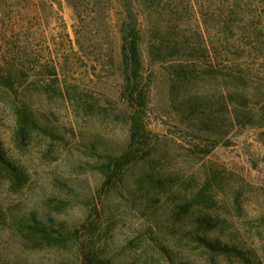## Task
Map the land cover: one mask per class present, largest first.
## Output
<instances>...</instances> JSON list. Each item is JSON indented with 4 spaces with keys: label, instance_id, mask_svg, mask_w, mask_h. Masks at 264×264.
<instances>
[{
    "label": "rangeland",
    "instance_id": "374dc122",
    "mask_svg": "<svg viewBox=\"0 0 264 264\" xmlns=\"http://www.w3.org/2000/svg\"><path fill=\"white\" fill-rule=\"evenodd\" d=\"M34 1L43 25L27 28L37 55L69 57L57 84L36 75L16 96L0 91V264H264L256 76L249 72L242 93L207 80L197 96L211 110L202 114L187 110L191 88L156 65L144 79V143L109 180L111 160L131 143L132 111L121 92L113 0L82 2L92 26H81L71 0ZM60 25L75 55L55 40ZM61 85L68 95L58 94ZM22 107L33 126L20 124Z\"/></svg>",
    "mask_w": 264,
    "mask_h": 264
},
{
    "label": "trees",
    "instance_id": "16d2710c",
    "mask_svg": "<svg viewBox=\"0 0 264 264\" xmlns=\"http://www.w3.org/2000/svg\"><path fill=\"white\" fill-rule=\"evenodd\" d=\"M71 1L81 26L96 23L95 18L84 14L85 0ZM54 4L60 7L55 1ZM52 5L48 10L57 17ZM113 9L120 42L121 92L132 111L131 143L126 153L111 160L109 180L144 143L142 116L148 92L144 79L156 65L168 64L173 80L191 88L194 96L186 102L189 112L205 114L211 110L210 100L197 96L207 80H224L226 86L232 83L235 93H242L245 78L251 72L264 86V0H113ZM40 11L34 0H0V91L5 94L16 96L21 90L30 89L36 75L53 78L52 83L60 81L59 63L69 57L68 52L43 60L31 43L33 32L29 29L43 25ZM58 30L55 40L70 43L69 52L75 55L64 25ZM56 90L59 95H68L70 88L61 85ZM17 110L22 115V127L34 125L24 107ZM227 113V121L233 125L239 112L231 108ZM33 229L51 234L44 227Z\"/></svg>",
    "mask_w": 264,
    "mask_h": 264
}]
</instances>
